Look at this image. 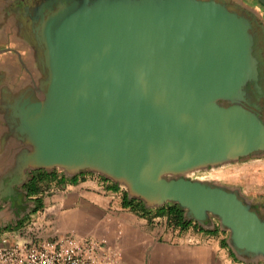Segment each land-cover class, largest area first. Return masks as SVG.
Instances as JSON below:
<instances>
[{
  "label": "water",
  "instance_id": "95a60500",
  "mask_svg": "<svg viewBox=\"0 0 264 264\" xmlns=\"http://www.w3.org/2000/svg\"><path fill=\"white\" fill-rule=\"evenodd\" d=\"M250 28L216 0L60 2L36 27L46 74L8 106L0 184L94 172L146 208L178 203L205 228L216 218L237 258L264 261V219L238 190L185 175L264 153V123L239 102L259 87Z\"/></svg>",
  "mask_w": 264,
  "mask_h": 264
},
{
  "label": "crops",
  "instance_id": "0c3cea01",
  "mask_svg": "<svg viewBox=\"0 0 264 264\" xmlns=\"http://www.w3.org/2000/svg\"><path fill=\"white\" fill-rule=\"evenodd\" d=\"M0 122L2 126L6 125L0 136L1 156L5 145H3L4 136L9 134L11 123L6 115ZM223 166L230 171L227 180L230 184L225 185L236 188L241 197L264 219V153H250ZM53 170L55 179L49 183L48 188L41 189L36 195H30V197L32 199L36 196L41 197L43 209L50 211L49 217H53L57 222L56 225L65 231L77 227L83 221L99 222L91 232L101 234L113 244L119 243L123 250L124 262L131 264H264L262 260L244 261L237 258L231 251L234 255L232 257L230 248L222 244V239L226 241L227 232L216 226L217 222L213 217L205 223L213 222L215 227L200 226L207 230L217 229L216 233L199 231L191 227L186 234L194 237L197 242L185 243L179 241L184 232L168 226L165 213L141 216L119 207V190L110 188L109 182L102 180L100 176L88 171L67 176L61 169ZM72 177H75L74 181H71ZM117 208L121 210L115 211L114 209ZM103 213L109 217L101 224L102 218L104 219ZM117 224L121 230L119 237L116 236ZM217 233L219 235L215 237ZM6 234L8 233L5 232L3 235L6 236ZM45 237L41 234L23 237L16 235L12 241L39 240ZM245 256L248 257V254Z\"/></svg>",
  "mask_w": 264,
  "mask_h": 264
},
{
  "label": "flooded vegetation",
  "instance_id": "af4514ba",
  "mask_svg": "<svg viewBox=\"0 0 264 264\" xmlns=\"http://www.w3.org/2000/svg\"><path fill=\"white\" fill-rule=\"evenodd\" d=\"M62 1L70 0H0L1 121L6 115L10 123L15 122V118L11 113H7V109L15 99L10 97L16 93V89L20 88V84L24 81L32 84L46 74L42 47L36 39V27L40 18L46 16ZM216 1L250 21L253 37L252 52L258 60L259 87L255 88L253 82H247L244 86L246 93L241 104L253 110L264 123V6L258 0ZM220 104L227 106L229 102L221 100ZM0 126L1 136L6 125L2 126L0 122ZM34 170H27L23 179L14 176L11 181L4 179L2 185L0 184V215L3 210L7 215L4 214L1 218L2 223L5 221L3 225L8 226L13 219L17 222V213L27 214L33 208L34 200L28 195L27 189L31 183L30 174Z\"/></svg>",
  "mask_w": 264,
  "mask_h": 264
},
{
  "label": "built area",
  "instance_id": "2783aa9c",
  "mask_svg": "<svg viewBox=\"0 0 264 264\" xmlns=\"http://www.w3.org/2000/svg\"><path fill=\"white\" fill-rule=\"evenodd\" d=\"M119 232V231H118ZM0 264H130L105 237L57 234L0 244Z\"/></svg>",
  "mask_w": 264,
  "mask_h": 264
},
{
  "label": "rangeland",
  "instance_id": "374dc122",
  "mask_svg": "<svg viewBox=\"0 0 264 264\" xmlns=\"http://www.w3.org/2000/svg\"><path fill=\"white\" fill-rule=\"evenodd\" d=\"M40 78L41 77H39L37 80H39ZM24 82H26V81H24ZM24 82L20 84L22 87L24 84H30L28 82H26V83H24ZM21 86H20V88L16 89V93L10 97L11 99H13L14 97L16 98L17 95L21 92ZM239 102L241 103V101H239ZM12 143L13 142H10V144H9L6 142V145H4V151L2 152L3 154H1V156H0V172L3 170L6 163H8V161H9L8 158H10L11 154H13V152H14L13 151L14 150V145H13L14 143L13 144ZM7 148H9V150ZM260 152L261 151H256L253 153H260ZM50 171L52 172V170H50ZM229 172L230 171L228 170V168H225L223 165L215 164L213 166L208 165L206 167L198 168L192 172H187V173H185V175H186V177H189L191 179H197V180H202L205 182H214V183H219V184L225 185V184H230V182L227 181L228 176H229ZM89 173L96 175V176H102V175H99V174L94 173V172H89ZM13 178H14V176H12L10 178L9 177L4 178V179L7 181H11ZM110 182H112V181L109 180V183ZM47 188H45V189H47ZM119 188H120L119 189V195L121 196L122 190H124L125 192H126V190L123 186H119ZM156 208H158V207H152L149 209H156ZM114 210L118 211L121 209L117 208ZM125 210H128V209H125ZM49 212L50 211L44 210L43 208L35 211L34 206H33V208H31L27 214H24L22 212L17 213L18 214L17 215L18 221L15 222V219H13V221L11 223L7 222L8 227H6L5 225H3V223L5 221H3V223L1 222V218H3L5 211L4 210L1 211V215H0V235H1L0 236V239H1L0 244L5 243V242H11L16 235H17V237H19V236L23 237L26 235L41 234V235L46 236V237H52V236L57 235V234H74L77 236H86V237H104V236H101V234L91 232L94 230L95 226H98L99 222L96 223V222H94V220L83 221L77 227H75V228L72 227L68 231H65V229H63L62 227L60 228L59 226L56 225L57 222L53 217H49V215H50ZM105 213H107V211ZM105 213H103L104 219L102 218L101 224H103V222L105 220H107V218L109 217V215H106ZM10 215H11V212H10ZM6 219H8V218L6 217ZM215 220L217 222L216 226L218 227V220L216 218H215ZM116 226H118L116 236H118V235L120 236V232H121V230L119 229L120 227L118 224ZM170 227L172 229H177V228H173L172 226H170ZM187 230L182 231L184 233H183V236H180L181 238L179 241H182L185 243H196L197 241L195 240L194 237H191L190 235L186 234ZM5 232L8 233V234H6V236L3 235ZM82 234H85V235H82ZM226 234H228V233H226ZM218 235H219V233L215 234V237H218ZM34 241H37V239ZM115 245L119 246V248L122 252V256H123V250H122V247L120 246V244L116 243Z\"/></svg>",
  "mask_w": 264,
  "mask_h": 264
},
{
  "label": "trees",
  "instance_id": "16d2710c",
  "mask_svg": "<svg viewBox=\"0 0 264 264\" xmlns=\"http://www.w3.org/2000/svg\"><path fill=\"white\" fill-rule=\"evenodd\" d=\"M102 180L108 181L109 180L103 176H100ZM55 179V171L52 170L48 171L42 168L35 169L30 174V186L28 187V195H36L41 189H45L49 186V183ZM75 177L71 178V181H74ZM110 188L113 190H119V186L115 182H110ZM34 210L37 211L43 208V200L41 197H35L34 199ZM119 206L123 209H128L132 212H135L141 216H150L152 213L156 214H166L167 216V224L168 226H172L173 228H177L180 231L187 230L189 228H194L196 230H204L207 232L216 233L217 229L214 230H207L198 225L191 219H187L185 215V210L178 204V203H168L166 205L160 206L156 209H149L146 208L143 201L136 199V198H129L127 193L122 190L120 196ZM8 227V226H6ZM222 244L227 246L225 239H222ZM229 249V248H228ZM232 257H234L233 253L229 249Z\"/></svg>",
  "mask_w": 264,
  "mask_h": 264
},
{
  "label": "bare ground",
  "instance_id": "6f19581e",
  "mask_svg": "<svg viewBox=\"0 0 264 264\" xmlns=\"http://www.w3.org/2000/svg\"><path fill=\"white\" fill-rule=\"evenodd\" d=\"M210 175V174H209ZM215 175V174H214Z\"/></svg>",
  "mask_w": 264,
  "mask_h": 264
}]
</instances>
